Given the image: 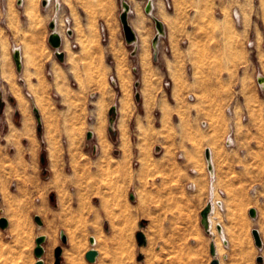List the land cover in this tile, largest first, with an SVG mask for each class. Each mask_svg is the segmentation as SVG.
Segmentation results:
<instances>
[{
  "label": "rangeland",
  "instance_id": "1",
  "mask_svg": "<svg viewBox=\"0 0 264 264\" xmlns=\"http://www.w3.org/2000/svg\"><path fill=\"white\" fill-rule=\"evenodd\" d=\"M21 1L0 0V38L8 43L22 94L20 100L0 78V217L11 221L7 229L0 227L1 264H35L40 234L47 236L42 258L54 264L55 247L63 245L62 227L70 234V264H120L121 258L137 264L136 255L129 257L139 247L129 195L139 180L149 181L156 193L196 191L206 205L216 197L222 205L215 224L225 228L227 244L217 225L215 236L203 229L207 241L220 243V264H259V255L264 264V193L259 189L264 182L254 178L264 169V140L241 122L246 117L234 125L231 110L233 77L244 81L241 91L249 95L245 86L259 75L256 65L249 77V65L257 63L258 53L264 59V0H152L153 15L165 26L157 58L152 39L158 30L145 11L148 0H59L58 10L54 1ZM123 1L130 5V24L138 13L145 19L144 29L132 26L138 38L147 37L146 71L138 43L125 38ZM30 5L34 18L25 13ZM52 20L62 35L59 49L49 42ZM17 46L23 55L20 68L12 52ZM60 50L65 52L61 61ZM121 112L127 116L125 146ZM98 122L108 143L106 157ZM236 135L247 160L244 180H233L237 173L227 166L234 146L230 138ZM253 207L259 212L252 218ZM37 214L43 224L35 221ZM254 227L260 229L261 247ZM91 235H96L94 245ZM90 248L99 251L95 263L85 258Z\"/></svg>",
  "mask_w": 264,
  "mask_h": 264
},
{
  "label": "crops",
  "instance_id": "2",
  "mask_svg": "<svg viewBox=\"0 0 264 264\" xmlns=\"http://www.w3.org/2000/svg\"><path fill=\"white\" fill-rule=\"evenodd\" d=\"M257 55V63L252 61L251 65H249L251 68L248 66L249 70L247 73L250 74H248L249 77L251 73L254 74L256 65L259 71L256 81L249 79L248 86H245L251 90L249 95L241 91L244 81H241L239 76L233 77L232 82L235 93L233 94L234 101L231 110L234 117V125L239 120L241 121L243 117H246V121L243 122L242 120L241 122L247 126L249 125V129H257L259 138L264 140V59L260 60V53ZM230 139L234 146L230 148L231 151L227 159V166L230 170L236 171L237 173H235L236 176L233 177V180L247 179L246 173L243 170L245 169L244 166L247 164V160L240 153L239 142L241 138L236 135ZM210 149L212 154V148ZM262 165H264V157L261 160ZM254 178L264 182V169L256 172ZM188 181L189 179L187 177L181 181L184 184V188ZM148 182L144 181L143 184L139 180L137 186L134 185L135 191L130 192L129 195L130 219L138 227L135 232L137 234L138 232H142L145 236L144 243H139L138 249L131 253L129 257L131 258L133 254L136 255L138 258L137 264H211L214 258H209L208 256L212 255L211 241L213 239L207 241L204 235L202 210L207 205L204 204L199 194L196 191H188L186 188L175 193H156L152 188H148V185H146ZM139 189L146 191L145 193L147 194H139ZM259 189L264 193L263 184L259 185ZM256 210L258 214L259 210ZM59 231L58 238L63 243V252L61 255L62 264H70L72 260L66 252L70 245V234L67 228L64 229L62 227ZM62 232H64L66 237L65 242L62 240ZM206 233L209 234V232ZM95 236L91 235L89 241L91 237L95 239ZM226 240L228 239L226 238ZM206 242L211 243L207 244ZM179 244L182 245L179 246ZM173 249L175 250L174 253L172 251ZM120 264L128 263L125 258H121Z\"/></svg>",
  "mask_w": 264,
  "mask_h": 264
},
{
  "label": "water",
  "instance_id": "3",
  "mask_svg": "<svg viewBox=\"0 0 264 264\" xmlns=\"http://www.w3.org/2000/svg\"><path fill=\"white\" fill-rule=\"evenodd\" d=\"M44 4L47 3L46 0H43ZM153 10V6H152V3H150V0H148V2L146 3L145 5V11L146 12H149L153 18H154V21H155V27H157V30L158 32L156 33V35L153 37L152 41L153 43H156L158 44V40H159V37L162 33H164L165 31V26L162 22L161 19L155 17L153 14H152V11ZM129 11H130V5L128 4V2L126 1H123L122 2V11H121V22H122V27L124 28V33H125V38H126V41L130 44L134 43L137 39V34H136V31L134 30L133 27H131L130 23H129ZM49 26L52 30L50 36H49V42L50 44L53 45L54 48L56 49H59L60 46L62 45V36L61 34H59L57 31H55V27H56V22L55 20H52L50 23H49ZM68 32L70 34L73 33V30L72 29H68ZM155 48V47H154ZM133 52H135V50H133ZM154 55H155V58H157V49L155 48V51H154ZM16 62H17V67L20 68V60H19V50L15 51L14 54H13ZM56 56L58 59L61 60H64V56H65V52L60 50V51H57L56 52ZM136 96H139V94L137 93ZM3 102L0 101V107L3 106L2 104ZM113 111V109H111V112ZM111 129V127H110ZM38 131L41 132V124L40 126H38ZM88 137H92L93 135V131H89L88 132ZM205 155H206V159L209 160L208 161V169L210 170H214L213 169V164L212 162L210 161L211 160V149L210 147L206 148L205 149ZM41 160L42 161H45L44 160V157L42 156L41 157ZM210 205H207L203 210H202V224L203 226L206 228L207 232H208V227H206V222H207V218L210 214ZM250 211V215L251 217H255L257 216V210L256 208H251L249 209ZM35 218V221L38 222L39 224H43V219L40 217L39 214L35 215L34 216ZM10 224V220L7 219V217L5 216H1L0 217V227L2 229H7L8 226ZM218 226V229L219 231H222V226L220 224L217 225ZM252 235H253V238L255 239V242H256V245L261 247L263 245V239H261V236H260V231L257 227H254L253 230H252ZM47 240V236L45 234H40L38 235V237L35 239V249H34V254H35V257H36V263L35 264H45V261L44 259L42 258V256L44 255L45 253V246L43 245L44 242H46ZM62 240L63 242L66 241V237H65V234L64 232H62ZM137 241L138 243L140 244H143L144 241H145V236L142 232H138L137 234ZM95 242V239L94 237H91L90 238V243L93 244ZM62 252H63V247L62 246H57L56 249H55V252H54V264H62V260H61V255H62ZM216 247H215V242L213 241L211 243V254L214 255V259L212 260L211 264H220V261L219 259L216 257ZM99 254V251L98 249L96 248H90L89 250L86 251L85 253V258L90 261L91 263H95L96 262V258ZM257 261L259 264H262L263 263V256L262 255H259L257 257Z\"/></svg>",
  "mask_w": 264,
  "mask_h": 264
},
{
  "label": "bare ground",
  "instance_id": "4",
  "mask_svg": "<svg viewBox=\"0 0 264 264\" xmlns=\"http://www.w3.org/2000/svg\"><path fill=\"white\" fill-rule=\"evenodd\" d=\"M21 1V0H19ZM23 1V0H22ZM21 1V2H22ZM48 3H51L52 1H54V4H55V10H58L59 7H60V1L59 0H46ZM148 2V1H147ZM146 2V3H147ZM150 3H152V6H153V1L150 0ZM146 5V4H145ZM152 12V11H151ZM162 12V11H161ZM25 13L27 16L29 17H32L34 18L35 17V10L33 8L32 5L30 6H27L25 8ZM149 13V12H148ZM163 13V12H162ZM150 14V13H149ZM153 14V12H152ZM151 15V14H150ZM39 17V16H38ZM156 17V16H155ZM56 20V18H55ZM57 25V23H56ZM131 27H137L139 29H144L145 27V19L144 17L142 16L141 13H138L135 18L133 19L132 21V24H130ZM133 25V26H132ZM133 27V28H134ZM55 31H57L59 34H61L60 30L58 31L57 28L54 29ZM135 30V28H134ZM62 36V35H61ZM134 43H138V56L140 58V64L142 66L143 69H145V71L147 70V65L149 63V56H148V51H149V44H148V41H147V37L142 34L141 36H139V38L137 37L136 41ZM67 46H69V44L66 43ZM20 47V46H19ZM154 47L157 49V44L154 43ZM20 48L17 47H14V49L12 50L13 54L15 51L19 50V60L21 61L22 58L21 57V53L22 51L20 50ZM23 56V55H22ZM10 53H9V46H8V43L7 41L5 40V38H0V78L2 79L3 82H5L6 84H8V87L9 89H11V91L17 95V97L22 100V94L20 92V89H18V86H17V83H16V76L14 75V70H13V67H12V60H10ZM149 68V67H148ZM54 73H56L55 77H59L60 73H58V71H56L54 69ZM61 76V75H60ZM59 79V78H58ZM57 80V79H56ZM126 90V89H125ZM123 101V100H122ZM124 103H122V106H123ZM121 108V107H120ZM123 109V108H121ZM126 110V109H125ZM122 113V112H121ZM125 115V114H124ZM123 113L121 116L122 117V120L120 122V130H121V139H122V143L124 144V146L126 145V128H125V119L124 117H127V116H124ZM101 116V115H99ZM101 118V117H100ZM103 118V117H102ZM99 120V119H98ZM96 129L98 132V139L100 141V144H101V156L102 157H106L107 156V151H108V143H106L107 140L104 139L103 137V134H102V129H101V123L98 122L97 125H96ZM128 129V128H127ZM110 144V143H109ZM127 150V149H126ZM207 160V159H206ZM208 161L207 160V164H208ZM213 164V156H211V160H210ZM214 171L211 170V174L213 175ZM215 186V185H214ZM213 186V190H215ZM215 192V191H214ZM42 205V204H41ZM208 205V204H207ZM209 205H210V214L207 218V222H206V227H208V231L212 232V234L215 236V225H218V224H215V215H216V208L217 207H220L222 205V202L221 201H218V199H216V197H213L212 199H210L209 201ZM40 210H41V207H40ZM222 226V225H221ZM218 235L220 237L221 240L224 241L225 244H227V240L225 239L226 237V231H225V228L222 226V231H219L218 229ZM97 241V239L95 238V242ZM216 240H214L215 242ZM220 243H218L217 241L215 242V247H216V254L217 253H221L222 248L221 246L219 245ZM94 245V244H92ZM96 249V248H95ZM225 257L227 256L226 254H223ZM1 258V256H0ZM6 259V258H4ZM156 260V259H155ZM149 262V261H148ZM153 262V261H152ZM1 264V262H0ZM149 264V263H148Z\"/></svg>",
  "mask_w": 264,
  "mask_h": 264
},
{
  "label": "built area",
  "instance_id": "5",
  "mask_svg": "<svg viewBox=\"0 0 264 264\" xmlns=\"http://www.w3.org/2000/svg\"><path fill=\"white\" fill-rule=\"evenodd\" d=\"M93 244H95V242Z\"/></svg>",
  "mask_w": 264,
  "mask_h": 264
}]
</instances>
